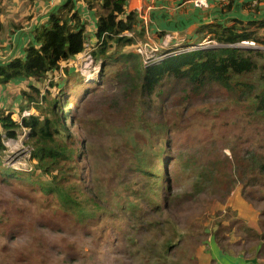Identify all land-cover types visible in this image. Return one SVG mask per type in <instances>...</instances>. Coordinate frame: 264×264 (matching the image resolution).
<instances>
[{
	"label": "rangeland",
	"instance_id": "374dc122",
	"mask_svg": "<svg viewBox=\"0 0 264 264\" xmlns=\"http://www.w3.org/2000/svg\"><path fill=\"white\" fill-rule=\"evenodd\" d=\"M60 2L0 0L3 25L0 30V60L6 53L3 49L8 50L6 46L1 47L6 43L7 29L22 27L34 14L49 13ZM143 40L137 39L135 44ZM207 43L204 48L220 46L211 40ZM94 44L87 39L83 52L69 62L60 63V69L48 74L43 81L31 79L0 85V109L10 111L11 117L18 122L23 116L30 115L42 119L44 115H50L42 95L56 98L63 87L66 97L70 101L74 99L62 110L67 129L76 140L86 138L91 142L98 166L102 167L101 174H107L108 171L103 169L108 163L104 164L105 150L112 141L119 139L121 119L115 114H105L97 97H91L83 109L91 114L92 121L84 127L79 122L83 112L77 105L78 95L94 86L102 92L109 84L106 79L118 69V65L107 66L104 79L100 78V61H95L92 56ZM134 45L126 50L135 52ZM236 46L244 51H260L263 57L253 58L257 65H264V44L240 43ZM161 52L164 49L154 54V59ZM140 58L144 64L141 55ZM259 75L256 71L237 79L252 82L258 88L262 82ZM50 81L54 85L49 86ZM31 85L38 89L37 94L33 93L35 100L28 105L24 102L28 108L19 111L24 101L22 91L29 92ZM174 92L179 93V87ZM175 99L172 105L177 106L164 114L166 129L154 146L157 151L154 162L148 164L149 169L153 166L158 175L155 178L158 193L149 187L151 181L145 174L135 172L144 195H150L141 201L138 213L142 218L136 223L129 220V211L113 206L112 213L104 214L107 204L97 210L101 212L99 222L75 223L52 194L46 196L42 187L51 178L43 175L36 168L35 159L30 157L32 148L27 143L28 130L18 129L15 138L3 135L5 150L0 154L1 165L13 169L18 176L10 182H0V264H199V255L209 251L208 244L218 226L222 230L217 231L216 237L224 260L237 259L240 254L251 260L258 253L257 243L262 246L260 254L264 253V192L258 198L255 194H252V199L246 198L241 183L235 181L230 191L221 189L220 196L225 199L220 202L219 194L209 188L210 180H207L209 173L221 176L226 159H232L230 146L241 154L253 141L263 154L264 141L255 135L262 127H249L239 118L244 111L224 88L214 87L206 97L192 104L184 102L185 108L178 106L180 95L175 94ZM237 136L240 137L238 141ZM140 147L146 159L144 151L147 147L142 144ZM79 149L83 155L84 147ZM166 179L168 183L164 182ZM94 183L97 186L96 180ZM87 185V180H84L79 193L83 200H86ZM258 185H264L263 178ZM122 194L126 196L128 193ZM222 256H218L217 261L228 264ZM217 261L212 263L219 264Z\"/></svg>",
	"mask_w": 264,
	"mask_h": 264
},
{
	"label": "trees",
	"instance_id": "16d2710c",
	"mask_svg": "<svg viewBox=\"0 0 264 264\" xmlns=\"http://www.w3.org/2000/svg\"><path fill=\"white\" fill-rule=\"evenodd\" d=\"M127 1L83 0L97 14L94 33L96 42L92 56L95 61H100V78L104 79L107 66L118 65V69L106 79L109 84L102 92H98L97 86L88 87L76 98L83 112L79 122L84 127L92 121L91 114L84 110L87 99L91 97H97L100 109L105 114H115L121 119L119 139L112 141L105 150L104 164L108 163L103 169L108 171L107 174H101L102 167L98 166L91 142L86 138L76 140L67 129L62 110L74 99L70 101L66 97L63 87L56 98L42 95L50 113L42 119L30 115L23 116L18 122L11 117L10 111L0 109V154L5 150L3 135L15 138L18 129L26 128L27 143L32 148L30 157L35 159L36 168L51 178L42 187L46 196L52 194L79 225L99 222L101 212L97 210L106 204L108 207L104 214L112 213L113 206L129 211L132 223L140 221L142 217L138 211H141L142 202L150 195H144L142 186L136 181L135 172L145 174L151 181L149 187L155 194L158 193L155 179L158 175L153 166L149 169L148 164L154 162L157 152L154 146L159 143L166 129L163 124L164 114L171 107L177 106L172 105L176 102L175 94L180 95L178 106L185 108L184 102L192 104L206 97L214 87L224 88L234 96L236 105L244 111L239 118L249 127H262L255 135L264 141V65H257L253 58H261L263 55L258 50L244 51L234 47L242 41L264 44V20L244 22L235 18L229 26L211 25L210 39L220 46L181 52L159 63L144 65L136 49L135 52L126 50L137 39H146L144 26H141L135 11H126ZM86 24L75 8V0H65L50 12L45 23L33 30L31 41L23 48V56L0 63V85L31 79L39 82L47 79L48 74L57 72L60 63L68 62L84 51L86 40H89ZM139 24L141 27L137 29ZM261 30L263 34H260ZM256 71H259V78L263 82L258 88L252 82L237 79ZM52 85L54 83L50 81L49 86ZM178 87L179 93L174 92ZM29 88V92L22 91L24 101L19 111L35 100L33 93L37 94L38 89L33 85ZM74 94L75 90L71 95ZM69 119L72 121V116L69 115ZM239 139L237 136L236 141ZM141 144L147 147L144 151L146 159ZM255 144L251 141L241 154L234 146L229 147L232 159H226L227 164L221 176L215 177L214 173L207 176V180H210L209 188L213 192L220 196L221 189L230 191L235 181L241 183L246 198L252 199V194L258 198L264 192V185L258 187L260 178L264 179V153L258 151ZM79 147H84L83 155ZM86 171L88 173H84ZM163 173L168 178L167 173ZM16 174V171L4 168L0 162L1 183L16 179ZM84 180L88 182L86 200L81 199L79 194ZM164 182L168 183L167 179ZM123 192L128 194L124 196ZM220 198V202L225 199L222 196ZM154 204L157 205L156 202ZM220 230L218 226L212 235L215 241L217 231ZM217 244L222 250L218 241ZM257 244L254 245L260 255L262 246Z\"/></svg>",
	"mask_w": 264,
	"mask_h": 264
},
{
	"label": "crops",
	"instance_id": "0c3cea01",
	"mask_svg": "<svg viewBox=\"0 0 264 264\" xmlns=\"http://www.w3.org/2000/svg\"><path fill=\"white\" fill-rule=\"evenodd\" d=\"M64 1L61 0L60 4ZM206 3L207 6L196 7L192 0H128L126 11H135L141 26H144L146 40L159 43L166 37L169 46L194 45L211 40L212 34L209 31L211 25L229 26L235 18L244 22L264 20V0H206ZM75 8L81 19L87 23L86 33L91 44H94L97 18L95 10L89 9L83 0H75ZM50 12L44 15L34 14L21 28L7 29L8 37L1 47L6 46L8 50L3 49V53H6L3 54L0 63L23 56V48L31 41L33 30L47 21ZM101 12L100 10L99 14ZM140 24L137 29L141 27ZM260 34H263V30ZM208 250L207 253L203 252L199 255V264H213L218 256H222L221 249L213 238L210 245L208 244ZM256 255L254 254L251 260L243 254L237 259L224 260L222 257L224 261H228V264H264V254L256 253Z\"/></svg>",
	"mask_w": 264,
	"mask_h": 264
},
{
	"label": "built area",
	"instance_id": "2783aa9c",
	"mask_svg": "<svg viewBox=\"0 0 264 264\" xmlns=\"http://www.w3.org/2000/svg\"><path fill=\"white\" fill-rule=\"evenodd\" d=\"M194 6H207L206 0H192ZM229 1V0H225ZM140 9L138 8L137 11ZM208 41H204L198 44H190L185 45L182 47H179V45L169 46L167 42V38L164 37L159 43L152 42L151 40L147 39L146 41L137 44L136 46V52L139 53L143 57V63L144 65H151L155 63H159L162 59H165L166 57L176 55L181 52H187L197 49H203L204 44H208ZM241 44H254L252 41H242ZM239 45V44H238ZM162 49H164V52H161L159 56H157L154 59V54L159 53ZM86 58H90V55H86Z\"/></svg>",
	"mask_w": 264,
	"mask_h": 264
},
{
	"label": "water",
	"instance_id": "95a60500",
	"mask_svg": "<svg viewBox=\"0 0 264 264\" xmlns=\"http://www.w3.org/2000/svg\"><path fill=\"white\" fill-rule=\"evenodd\" d=\"M230 46H233V45H230ZM212 47H214V46H212ZM234 47H240V46H236V45H235ZM256 48H257V47H256Z\"/></svg>",
	"mask_w": 264,
	"mask_h": 264
}]
</instances>
